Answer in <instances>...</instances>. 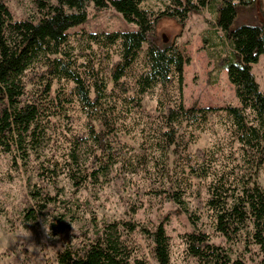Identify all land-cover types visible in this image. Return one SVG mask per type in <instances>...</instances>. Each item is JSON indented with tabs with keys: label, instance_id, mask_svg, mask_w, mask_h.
I'll return each mask as SVG.
<instances>
[{
	"label": "trees",
	"instance_id": "obj_1",
	"mask_svg": "<svg viewBox=\"0 0 264 264\" xmlns=\"http://www.w3.org/2000/svg\"><path fill=\"white\" fill-rule=\"evenodd\" d=\"M146 1L32 0L37 17L18 20L6 0H0V158L10 156L22 167V159L30 158L29 144L42 140L46 125L62 128L64 123L73 152L69 160H74L79 144L91 142L102 173L120 160L126 162L122 139L137 136L139 173L153 169L166 178L170 196L179 203L198 184L199 206L231 243L230 255L211 245L206 233H191L185 237L189 254L213 264H246L243 255L234 253L252 246L264 252V187L258 182L264 167V91L252 73L264 55V25L253 19L256 1L156 0L165 5L158 11L144 8ZM91 6L99 12L113 8L137 28L89 35V43L103 54L92 51L91 59H69V30L87 22ZM204 10L214 15L216 32L203 36L204 49L217 61L216 68L228 71L240 107L187 108L184 68L191 58L185 48L167 43L158 33L164 19L184 25L191 14ZM115 47L120 59L113 63ZM158 87L155 113L144 111L143 97ZM212 117L225 123L223 139L192 152L195 132H204ZM40 196L50 199L47 192ZM25 218L33 223L32 208ZM131 224H104L86 242L60 252L57 264H132L133 252L123 239L127 230L136 229ZM56 227L60 234L66 232L60 220ZM153 241L158 263L170 264L163 225L153 233Z\"/></svg>",
	"mask_w": 264,
	"mask_h": 264
},
{
	"label": "rangeland",
	"instance_id": "obj_2",
	"mask_svg": "<svg viewBox=\"0 0 264 264\" xmlns=\"http://www.w3.org/2000/svg\"><path fill=\"white\" fill-rule=\"evenodd\" d=\"M255 1L253 19L264 25V0ZM6 2L15 19L37 17L32 0ZM143 6L153 11L165 7L156 0H148ZM214 21V15L204 10L200 15L191 14L184 25L164 19L157 27L167 43H178L191 58L184 68L187 108L194 105L199 108L240 107L228 71L216 68L217 61L204 49L207 44L203 36L207 32L216 33ZM136 28L113 8L99 12L91 6L87 22L69 30L71 42L66 56L79 58V61L91 59L92 51L100 55L104 50L99 51L96 45L90 44L89 35L124 33ZM218 32V36L223 37V32ZM116 47L111 51L113 63L120 59ZM252 73L264 91V55L252 66ZM160 95L159 87L146 94L143 110L155 113ZM224 126L225 123L212 117L204 132H195L197 139L190 150L196 152L213 147L223 139ZM43 133L41 141L29 144L30 158L22 159V167L12 163L10 156L0 158V264H57L58 254L66 247H78L104 224L124 222L136 227L134 231L127 230L123 236L133 252L132 264H159L153 233L161 225L170 241V264H213L189 254L185 237L191 233H206L211 245L221 247L231 255V243L216 232L211 214L206 210L203 212L199 206L198 184L193 193L179 203L170 196L166 178L152 168L146 175L139 173L141 150L137 136L122 139L127 145L126 162L120 160L100 173L94 144L86 141L79 144L74 160H69L73 152L68 147L67 135L70 134L64 123L62 128L49 123ZM237 148L238 144L235 145ZM49 161L58 164L54 166ZM258 182L264 187V167ZM46 192L50 199L44 200L40 195ZM201 196L207 197L204 190ZM28 208L34 211L32 224L25 218ZM58 220L63 225L62 230L66 231L63 234H60L61 228L56 227ZM239 253L246 264H264V252L257 247L252 246L247 251L240 249L234 256Z\"/></svg>",
	"mask_w": 264,
	"mask_h": 264
}]
</instances>
